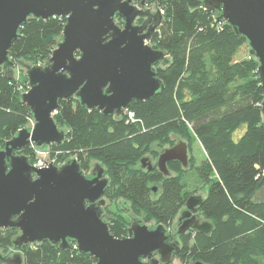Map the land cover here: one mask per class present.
Returning a JSON list of instances; mask_svg holds the SVG:
<instances>
[{
	"label": "trees",
	"instance_id": "1",
	"mask_svg": "<svg viewBox=\"0 0 264 264\" xmlns=\"http://www.w3.org/2000/svg\"><path fill=\"white\" fill-rule=\"evenodd\" d=\"M156 6L162 21L150 43L167 55L168 63L155 68L162 88L150 99L129 105L132 120L126 113L104 116L87 109L74 96L58 100L52 117L66 131L65 138L46 147L58 162L75 159L84 175L92 162L98 163L108 179L104 199L109 205L123 200L131 213L142 215L143 223L164 227L184 207L189 193L183 180L195 170L206 193L199 211L213 228L208 235L191 232L180 237L181 249L173 259L181 264H264V200L255 199L264 187L258 62L249 55L246 39L219 12L191 10L182 0H157ZM64 24L63 17L28 18L18 29L8 52L10 64L0 72V148L32 119L21 101L26 76L9 80L4 71L20 62L47 64ZM171 134L184 140L190 155L197 141L204 160L196 165L190 156L186 168L169 163L168 177L154 165L151 171L142 168L146 155L158 158L154 145H174ZM16 154L27 156L30 164L36 160L29 147ZM108 221L111 235H127L129 221L122 209L117 207ZM18 234L13 228L0 229V251H19L23 264H96L89 254L79 253L73 241L64 251L47 241L17 248L12 242Z\"/></svg>",
	"mask_w": 264,
	"mask_h": 264
},
{
	"label": "water",
	"instance_id": "2",
	"mask_svg": "<svg viewBox=\"0 0 264 264\" xmlns=\"http://www.w3.org/2000/svg\"><path fill=\"white\" fill-rule=\"evenodd\" d=\"M136 1L139 6L132 0H0V72L10 64L9 49L28 18H65L61 40L47 64L18 63L28 83L21 101L29 108L34 126L30 132L20 129L0 148V229L18 230L12 242L17 248L47 241L64 251L73 241L75 249L92 256L96 264H170L180 252L179 242L171 241V231L161 224L149 228L139 219L130 224L125 237L109 233L101 218L108 179L98 163L93 176H87L75 159L60 167L50 162L38 169L27 156L16 154L31 143L41 148L63 142L65 130L52 117L60 99L74 96L87 109L119 117L131 103L148 100L162 88L155 66L166 65L167 55L148 45L161 24L162 12L142 10L145 1ZM182 1L191 10L219 12L246 39L249 55L258 62L264 117V0ZM115 18L123 21L122 27ZM137 19L144 20L135 25ZM4 75L12 79L13 70L6 69ZM172 162L187 167L184 142L165 149L154 166L168 177L167 164ZM141 167L153 169L147 158L141 159ZM202 202L201 196L186 199L177 235L212 231L209 222L199 219ZM0 264H23L22 256L0 253Z\"/></svg>",
	"mask_w": 264,
	"mask_h": 264
},
{
	"label": "rangeland",
	"instance_id": "3",
	"mask_svg": "<svg viewBox=\"0 0 264 264\" xmlns=\"http://www.w3.org/2000/svg\"><path fill=\"white\" fill-rule=\"evenodd\" d=\"M150 9L152 11H154V6L151 5L150 6ZM150 46H152L151 43H150ZM248 49H249V47H248ZM22 63L23 64H26V65H30V64H27V63H24V62H22ZM30 66H32V65H30ZM158 66H161V65L159 64ZM23 75H25L24 69L21 66H19L18 63L15 64L14 67H13V78H16V79L21 80V78H22ZM27 90L28 89L24 90V92H26ZM32 122L33 121H31V122L29 121L28 124L24 127L26 129H28L29 132L32 130ZM242 130L243 129H240L237 132H235L234 133V137L237 138L238 135L242 132ZM64 132H66V131H64ZM170 139L174 143V145H176L178 142H184L183 139L179 138L178 136H176L174 134H171L170 135ZM169 148H171V147H169L168 145L162 146V148H157V146L154 145L153 148H152V150L155 151V152H158V154L160 155L165 149H169ZM49 151H50L49 148H47L46 146H43L41 148H38V150L36 152V157L37 158H45V157L51 156V154L49 153ZM204 155L205 154H204V152H203L200 144L197 141L193 142V144L191 146V155L188 153V158L190 156H192L193 157V160H194V164L198 165L199 163H201L202 160H204V158H205ZM143 158L149 159L151 165H155L156 164L157 158L156 159L155 158H152L150 155H146ZM70 160H72V159H69L67 161H70ZM94 164H96V163L95 162H92L91 163V169L89 170L88 174H86L87 176H90L92 174ZM183 182L185 184V189L189 193V196H201L202 198L205 197V194H206L205 193V189H201L200 188L201 187V182L199 181L198 176H197L195 170H192V171L188 172V174L184 178ZM255 199L256 200H259V201H263L264 200V187L261 188L257 192V194L255 196ZM105 207H108V209L105 210L104 209ZM117 207H119L120 209H122L123 215L127 218V220L129 221V224L132 223V222H135V220H139L140 219L142 221V224L143 225H148V226H150V228H153L154 226H156V224L154 222H149L147 224L143 223L142 215H134L133 213H131V211L129 210V205L127 203H125L123 200H118L115 204H111V205H109V203L107 202V200H105V205L103 207V211H104L103 217H104V219L106 221H107V219H109V218L112 217L113 212L117 210ZM183 211H185V208L184 207L179 211V213L177 214V216L175 217V219L172 221L171 225L169 227H165L166 229L173 231V234H176V232L178 230V228H177V219H179L180 214ZM131 216H132V218L134 220L131 218ZM200 219H201V221H204L202 215H201ZM0 253L2 255H4V256H12L15 253H19V251H17V250H10L7 254H3L0 251ZM171 264H181V263L178 260H174L173 259L172 262H171ZM188 264H194V263L190 261Z\"/></svg>",
	"mask_w": 264,
	"mask_h": 264
},
{
	"label": "flooded vegetation",
	"instance_id": "4",
	"mask_svg": "<svg viewBox=\"0 0 264 264\" xmlns=\"http://www.w3.org/2000/svg\"><path fill=\"white\" fill-rule=\"evenodd\" d=\"M145 1V6H143L142 7V10H146V9H149L150 11H151V13H155V11L158 9L157 8V6H156V1L154 2V3H151L150 2V0H144ZM132 4L133 5H137V6H139V1H136V0H132ZM151 5H153L154 6V11H152L151 9H150V6ZM143 20L144 19H137L136 21H135V25H140V24H142V22H143ZM115 22H116V24L119 26V27H122V25H123V21L120 19V18H115ZM150 25H152V21H151V23H149V25L148 26H150ZM148 26L145 28V30L143 31V33H146L147 32V30H148ZM156 32V31H155ZM154 32V33H155ZM148 45L150 46V42L148 43ZM152 47V46H151ZM153 48V47H152ZM161 64V63H160ZM159 65V64H158ZM157 66V65H156ZM156 66H155V68H156ZM91 176H93V174H91ZM104 207V206H103ZM103 207L101 208V218H102V220L107 224V225H109V219H107V221L104 219V217H103V215H104V211H103ZM200 212V211H199ZM200 217H201V213H200ZM200 217H199V219H200ZM200 221H201V219H200ZM205 221V220H204ZM181 223H182V221H179V219H177V228L179 227V225H181ZM131 224V223H130ZM130 224L127 226V229H128V227L130 226ZM150 228V227H149ZM171 231V230H170ZM192 232V231H191ZM191 232H186V234H189V233H191ZM186 234H184V235H186ZM183 235V236H184ZM180 237H182V236H179V235H177V232H176V234H173V231H171V241H175V240H177L178 242H179V245H180V247H181V241H179L180 240ZM153 257H157L155 254L153 255Z\"/></svg>",
	"mask_w": 264,
	"mask_h": 264
},
{
	"label": "built area",
	"instance_id": "5",
	"mask_svg": "<svg viewBox=\"0 0 264 264\" xmlns=\"http://www.w3.org/2000/svg\"><path fill=\"white\" fill-rule=\"evenodd\" d=\"M27 89H28V85H27ZM126 113V116H127V119L128 120H132L134 115L133 113L131 112H128V111H124ZM55 113V112H54ZM53 113V114H54ZM33 121V119L30 120V122ZM34 126V121L32 122V128ZM29 148L34 152L35 154V157H36V152L38 150V148L34 145V144H30ZM51 162V165L53 166H56V167H60L61 165H64L66 161H63V162H58L56 157L55 156H48V157H45V158H37L36 157V160L34 161V163L32 164L35 168H38V169H41V168H47L48 164H50Z\"/></svg>",
	"mask_w": 264,
	"mask_h": 264
},
{
	"label": "crops",
	"instance_id": "6",
	"mask_svg": "<svg viewBox=\"0 0 264 264\" xmlns=\"http://www.w3.org/2000/svg\"><path fill=\"white\" fill-rule=\"evenodd\" d=\"M205 156V155H204Z\"/></svg>",
	"mask_w": 264,
	"mask_h": 264
}]
</instances>
